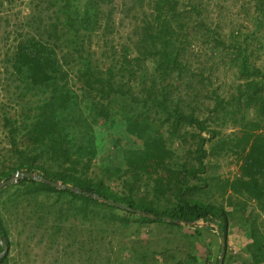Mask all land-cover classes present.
<instances>
[{
    "label": "trees",
    "instance_id": "obj_1",
    "mask_svg": "<svg viewBox=\"0 0 264 264\" xmlns=\"http://www.w3.org/2000/svg\"><path fill=\"white\" fill-rule=\"evenodd\" d=\"M111 1L50 0L55 10L51 22L41 19L44 35L21 37L8 54L5 81L8 91L12 87L13 107H0V142L6 144L0 149V183L17 172L24 175L0 189V236L9 247L0 264H19L11 256L10 222L22 213L34 219V236L43 228L57 235L67 229L68 222L84 228L93 216L102 217L105 223H120L122 237L125 229L133 226L136 234L155 223L177 228L204 222L223 237V264L239 263L228 249L236 210L242 214L248 238L244 248L250 253L242 264H263L264 231L256 210L264 212V71L251 64L249 46L264 32V0H255L253 31L245 32L242 25L225 35L218 29L219 23L215 27L206 20L201 3L148 0L155 13L151 18L143 17L144 26L135 29L138 38L121 53H104L110 59L107 66L103 62L105 67L95 60L91 45L103 19L110 21L115 13L114 6L108 12L101 7ZM243 9L248 15L249 9ZM194 42L209 46L206 60L200 52L190 51ZM191 52L193 59L189 60ZM216 57L240 61L252 91L240 88L228 101L220 94H211L217 100L210 109L217 115L215 119L223 111L236 118L241 113L240 104L254 107L255 115L251 119L240 117L241 134L231 143L221 140L208 150L205 145L216 131H210V137L198 135L194 161H181L172 147L175 139L186 126L197 125L200 131L208 126L196 117L199 107L182 96L177 82L198 74L205 76L213 69L208 66L210 61L219 66ZM194 59L198 60L197 69ZM148 60L154 65L150 67ZM73 69L79 85L71 83ZM122 123L126 133L141 140L143 147L131 148L125 159H117L121 151L117 148L114 157L101 162L98 130L106 134ZM225 148L240 154L241 175L217 181L216 175H206L209 165L205 160ZM59 182L64 187H59ZM142 186L145 189L141 192L138 188ZM226 194L230 202L234 196L242 199L244 207L229 211L217 199ZM248 204L252 208L246 213ZM73 238L79 250L97 251L91 239L83 241L77 234ZM222 244L214 264L220 263ZM115 247L116 253L128 255L124 264H200L194 247L185 260L177 259L167 247L155 250L144 239L123 242L121 238ZM158 253L163 254L165 263H160Z\"/></svg>",
    "mask_w": 264,
    "mask_h": 264
},
{
    "label": "rangeland",
    "instance_id": "obj_2",
    "mask_svg": "<svg viewBox=\"0 0 264 264\" xmlns=\"http://www.w3.org/2000/svg\"><path fill=\"white\" fill-rule=\"evenodd\" d=\"M145 1L143 4H139V0H112L111 2L102 3L101 7L104 12H108L114 6L115 13L110 21L103 19L102 26L96 29V33L92 38L91 49L95 53V60L99 59L102 64L105 62L106 66L109 65L110 59L105 58V52L109 53V55L110 53H121L125 45H128L129 42L130 44L133 43V39L136 40L138 38L139 34L137 35L135 32L137 25L143 27V17L147 15L151 18L154 12L152 6L147 2L148 0ZM189 1L197 4L201 3L206 20L210 23L214 22L213 26L215 27L219 23L218 29L224 35L230 33L232 30L235 31V29L242 25H244L243 30L245 32L255 29V18L257 15L255 0ZM50 3V0H0V107L4 105L13 107L10 104L9 95L12 93V87L9 89L11 92H9L5 81L8 74L5 70L8 54L15 49L21 37L30 35L41 36L43 34L44 24L52 21L50 15L55 10V7L53 8ZM243 8L249 9L248 15ZM42 18L45 21L44 24L40 23ZM107 22H109L108 26L110 27H107ZM259 36V41L255 45L249 46L250 52H253L251 64L264 71V32L260 33ZM259 42H262V44ZM190 51L200 52L203 60H206L210 55L209 46L200 42H194ZM192 52L189 55V60L193 59ZM63 54L60 52L61 59L65 61L62 56ZM219 60L218 67L214 65L215 62L212 63L210 61L208 63V66H211L213 69L211 72H207L205 76L198 74L192 78H186L181 82H177V88H179L182 96L185 99L187 98L186 100L189 103L199 107L195 112L196 117L199 120L206 121V125L208 126L206 131H200L197 125L186 126L183 132L175 139L172 147L177 152L181 161H194L193 152L198 147L201 135L210 137V131H216V136L205 145V148L208 150L221 140L231 143L232 139L241 134L240 117L251 119L255 115L254 107L250 105L245 107L244 104H240L241 113L236 116L237 120H235L236 118L232 114L226 116L224 111L219 114L220 120L219 117L215 119L217 115L210 109L216 106L217 100L211 94L214 96L220 94L221 97L228 101L232 96L240 93V88L251 89L249 79L243 74V65L240 61H229L227 57L222 60V58L216 57L215 61ZM193 62V67L196 68L198 60L195 62L194 59ZM147 64L150 67L154 65L151 60H148ZM75 71V69L70 70L71 83L75 85V82H77V85H79L78 78L74 74ZM207 74L210 75V78H208ZM232 106L227 105L226 108L231 109L233 108ZM0 127H2L1 123ZM117 127L106 134L98 130L99 158L101 162L108 160V157H114L113 151L117 153L120 148V153L116 154L118 156H116L117 159H125L131 148L143 147L141 140L126 133L123 123ZM1 132L2 129L0 136ZM110 133H113L112 136H109ZM5 145L0 142V149ZM117 148H119L118 151ZM239 156V153L237 154L234 150H229L228 148L222 150L220 154H210L205 160L209 165L206 175H216L217 181L234 179L236 176L241 175V159ZM212 182L215 183V181ZM144 189V186L138 188L141 192ZM228 198L229 194H226L225 197L220 195L217 197L219 202H224L229 211L244 207L242 199L234 196L230 202ZM247 207L246 213L252 208L249 204ZM256 211L258 213L257 221L261 226V230L264 231V212L259 209ZM67 214L69 215V213ZM241 216L242 214L239 210H236V219L234 221L231 220V224L233 225L230 227L228 234L229 253L235 255L240 260L239 263L234 264H242L241 260L247 259L250 254L244 248L248 238L245 234V227L241 223ZM34 223V219L26 216L24 213L12 217L10 222V239L13 242L11 256L16 258L19 264H110V260L113 261V264H124L128 255L122 252L116 253L118 249L115 247L121 238L123 242L133 239L149 240L155 250L157 249L160 252L163 248L167 247L169 253L174 254L177 259L183 258L184 260L187 257V253L192 252L191 247H194L200 264H214L223 242V239L217 234V230L212 229L210 225L208 226L204 222L182 224L177 228L168 226V224L155 223L143 227L136 234L134 233L135 226H133L132 228L125 229L123 237L121 236V230L123 229L120 223H105L102 221V217L98 216H93V218L84 224V228L80 227V225H75V222H68L67 226H65L67 229L61 230L57 235H52L50 230L43 228L38 229L36 231L37 235L34 236L31 231V226ZM69 227H73L74 229H70ZM101 228H106L107 230L100 231L99 229ZM199 228L201 229L200 235H198ZM72 234H77L83 241L91 239L97 251L86 253L83 250H79V244H76ZM100 235L104 237L101 241L97 239ZM157 257L160 258V263H165L166 260L163 254L158 253ZM11 264L14 263L11 262Z\"/></svg>",
    "mask_w": 264,
    "mask_h": 264
},
{
    "label": "water",
    "instance_id": "obj_3",
    "mask_svg": "<svg viewBox=\"0 0 264 264\" xmlns=\"http://www.w3.org/2000/svg\"><path fill=\"white\" fill-rule=\"evenodd\" d=\"M24 173L23 172H17L14 174V176L10 179H7V180H3L1 183H0V189H2L3 187H5L6 185L8 184H11L13 182H17L19 180V177L23 176ZM28 176H31V177H35L37 178V175L34 174V173H28ZM59 187H64V185L62 183H57ZM67 188L71 189V190H77L75 187L73 186H70V185H67L66 186ZM223 238V237H222ZM0 243L1 245L3 246V251L0 253V258L3 257L6 252L9 250V247L7 245V242L5 240L2 239V237L0 236ZM225 251H226V245L225 243L222 244V253H221V260H220V263L219 264H223L224 263V259H225Z\"/></svg>",
    "mask_w": 264,
    "mask_h": 264
},
{
    "label": "clouds",
    "instance_id": "obj_4",
    "mask_svg": "<svg viewBox=\"0 0 264 264\" xmlns=\"http://www.w3.org/2000/svg\"><path fill=\"white\" fill-rule=\"evenodd\" d=\"M223 239V238H222Z\"/></svg>",
    "mask_w": 264,
    "mask_h": 264
}]
</instances>
